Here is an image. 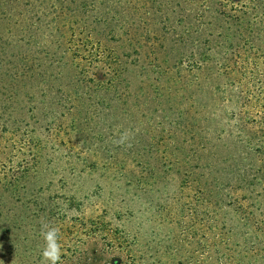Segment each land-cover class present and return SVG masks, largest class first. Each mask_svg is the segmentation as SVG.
Returning <instances> with one entry per match:
<instances>
[{"label": "rangeland", "instance_id": "rangeland-1", "mask_svg": "<svg viewBox=\"0 0 264 264\" xmlns=\"http://www.w3.org/2000/svg\"><path fill=\"white\" fill-rule=\"evenodd\" d=\"M105 1L101 12L115 2L126 19L136 4L137 25L120 18L126 28L111 30V15L96 22L99 12L88 8L72 26L122 54L126 69L111 87L78 80L66 51L73 29L61 18L52 22L50 0L0 7V130L7 128L0 174L8 173L0 179V264H42V223L60 230L62 264H177L167 249L174 238L187 244L197 233L199 243L209 224L202 200L211 170L194 153L200 142L208 136L220 153L210 155L213 169L219 159L225 167L236 161L222 154L235 148L264 169V115L254 107L264 105V40L259 51L227 55L220 3ZM233 23H225L226 33ZM57 27L66 32L62 39ZM30 61L34 71L21 75ZM240 88L251 103L238 99ZM178 118L175 153L150 151L163 126ZM125 132L128 140L115 143Z\"/></svg>", "mask_w": 264, "mask_h": 264}, {"label": "trees", "instance_id": "trees-1", "mask_svg": "<svg viewBox=\"0 0 264 264\" xmlns=\"http://www.w3.org/2000/svg\"><path fill=\"white\" fill-rule=\"evenodd\" d=\"M51 1L53 0H50L49 9L53 10L55 16L54 19L52 18V22H56L58 18H61L64 21V28H67L68 31L73 29L70 40L73 45L67 41L66 51L72 54V60L77 63L79 74L76 77L78 80L81 82L90 81L99 87L116 86V82L122 80L120 77L123 76L126 69L122 54L105 44L101 38H97L91 30L86 31L83 28L79 36L75 34V29L72 26L73 16L81 11L80 9L86 11L89 8L88 11L99 12V15L95 16L96 22L108 23L104 17L108 13L114 20L111 30L114 29L115 25L123 30L127 25H137L139 8L136 4L134 6L135 12L126 19L121 14L125 10L115 2V6L111 5L113 9L101 12L100 8L103 5L106 7L105 0H82L81 2L78 0H56L52 4ZM203 1L208 5L207 9L211 8L210 3L221 4L219 9V13H221V41L227 55L234 54L238 48L242 47L250 52L262 49V46L258 45V41L264 40V0H240L241 3H239V0ZM13 2H16V0H0V7L10 5ZM231 6L232 8L229 9ZM120 18H122V22L125 21L128 24L126 26L121 24ZM228 20L234 21L233 26L235 25V29L226 33L225 23ZM56 31L60 35L58 39H62L61 37L66 35V32L62 31V27H57ZM15 47L16 45L11 46V48ZM48 52L51 53V51ZM4 53L11 57L8 51ZM1 62L0 59V66ZM25 64L26 66H20L24 69L21 75L32 74L34 64L31 61ZM223 65L224 63H221V67ZM15 69L17 71L19 68L15 67ZM116 77H118L117 80H115ZM240 89L242 91H240L238 99L244 98L247 103H251L252 97L246 94V88ZM254 107L259 109L256 113L262 117L264 115V105H255ZM248 116L253 117L254 114H248ZM177 122L171 120L168 123L169 127L163 126L162 134L158 132L157 140L151 144L150 151L165 147L166 153L169 150L175 153L174 142L179 135L177 131L182 132V120L178 118ZM259 123L264 124V119ZM4 129L7 130L6 127L0 130L2 135ZM222 139H224V135L221 133V139L217 140L223 141ZM200 144L202 145L199 148L200 151H194V153L200 155L199 160L206 157L207 160L202 165L206 171L211 170L209 175L206 176L207 183L210 185L209 193L202 200V203L206 206L205 213L209 215V224L207 229L205 228V232L202 233V240L199 243L195 240L197 233L190 236L191 239L187 244H184L185 242L179 237L174 238L172 244L167 248L170 255L172 253L174 257H177V264H264V169L253 166L247 157H243L246 152L240 151L239 154L237 148L231 150V153L229 151L222 153L226 155L225 157L230 155L231 159H237L236 161L228 162L229 167H225L221 165L222 160L219 159L218 164L213 169V164L209 162V159L213 157H210V155L218 157L220 153L215 150V146L208 136ZM177 148L181 149L180 146H177ZM258 151H262V149ZM201 152H206L205 156ZM35 163H38L36 156ZM223 170L226 172H223ZM7 174H0V179L5 178ZM191 174L193 172H189L187 175ZM205 174L201 172L199 175L203 178ZM186 248L189 251V256L185 258L182 251ZM177 252L179 255L181 254V257L177 256Z\"/></svg>", "mask_w": 264, "mask_h": 264}, {"label": "clouds", "instance_id": "clouds-1", "mask_svg": "<svg viewBox=\"0 0 264 264\" xmlns=\"http://www.w3.org/2000/svg\"><path fill=\"white\" fill-rule=\"evenodd\" d=\"M129 135L127 132L121 133L120 138L114 141L117 144H124ZM41 236L44 245L41 249L42 264H62L63 249L61 246L60 230L56 227H50L48 224H41Z\"/></svg>", "mask_w": 264, "mask_h": 264}]
</instances>
